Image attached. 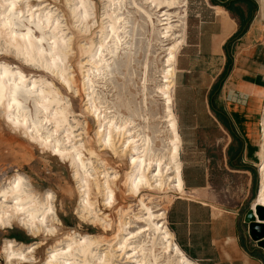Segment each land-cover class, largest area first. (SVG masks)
<instances>
[{"label": "bare ground", "instance_id": "1", "mask_svg": "<svg viewBox=\"0 0 264 264\" xmlns=\"http://www.w3.org/2000/svg\"><path fill=\"white\" fill-rule=\"evenodd\" d=\"M17 2L0 0V39L4 38L0 50L12 53L20 58L23 64L41 66L45 74L27 76L21 68H13L9 63L0 61V108L12 128L21 129L40 145L69 159L80 191L79 207L83 212L79 217L87 219L90 215L91 221L102 220L103 231L106 233L111 226L108 221L109 214L105 211L97 213L94 205L97 195H100L105 208L112 206L115 198L113 184L120 177L115 171L111 172L104 168L98 171L91 160L95 149L87 136V131L82 128V131L75 133L74 126L69 121V114L74 110L70 108L60 88L81 95L74 72L80 78V81L78 80L82 90L80 92L85 96L82 111L95 116L97 122L93 135L95 142L102 147L101 150L110 151L124 160L125 191L140 194L144 189L154 192L167 188L176 194L183 192L179 155L181 137L173 110V99L176 57L185 38L186 0H143L145 7L139 5L136 0H106L103 11L106 20L99 26L98 40L94 41L89 37L87 43L76 48L79 55H86L83 59L78 58L73 67L67 63L71 60L72 53L70 56L69 53L73 49L74 36L64 31L70 27L64 24L66 27L63 28L57 14L53 15L54 10L51 8L47 6L41 8L39 3L29 5V1L24 0L25 6H29L27 21L32 22L42 34H47L45 47L32 31V27L20 20L23 10L22 7H16ZM65 3L69 5L68 13L74 19L73 22L83 23V26L87 27L89 1L65 0ZM127 3L141 11L152 30L155 20L156 41L164 51L159 70L160 79L155 84V90L153 89L162 101L163 108L165 136L160 139L162 141L160 148L153 143V139L158 137L154 133L156 131L160 133V129L151 131L149 124L142 126L135 122V117H142V120L148 121L149 116L141 115L134 108H129L128 103L122 102L121 99L118 100V107L127 110V113H122L113 103L109 105V99L105 96L107 92L103 91L110 87L111 75L120 65L127 69L128 64L134 60L135 51L131 50V46H134L133 31L129 28L130 19L126 15L128 10L126 14L123 12ZM33 6L37 7L36 10L39 9L37 13L32 11ZM46 28L48 31L44 30ZM148 47H151L149 39L147 52ZM68 57L70 59L67 61ZM119 57L121 60L118 63ZM147 67L148 57L145 56L143 91L147 80ZM29 103L32 105V111L29 109ZM260 125L262 142L253 149V146H248V154L252 153V158L258 161L259 169V185L253 200V208L257 204L264 206V99ZM148 130L152 132L151 135ZM85 152L90 156L84 157ZM146 198L147 202L143 195L138 200L140 209L144 212L130 215L143 222L142 225L130 230V220H119L117 233L113 237L118 248L104 251L101 253L102 257L96 255L93 248V245L98 243L96 237L87 235L77 237L70 233L65 236L63 246H58L62 239L50 246L43 264H88L90 260H94L95 255L97 256L95 259L100 260L101 264H113L114 253L117 250L126 254V259H130L129 262L132 264H198L189 259L174 241L166 222V209L159 206L160 203L153 204L151 194ZM51 199V193L46 191L40 197L29 184L26 186L21 175L15 174L7 183L0 186V226H11L17 220L33 234L43 227L46 231H53L55 226L46 225L47 218L59 222L53 213ZM3 241L5 257H15L18 260L22 258L21 260L27 261L25 252L21 249L22 244L8 238H4ZM145 249L148 256L144 252Z\"/></svg>", "mask_w": 264, "mask_h": 264}, {"label": "rangeland", "instance_id": "2", "mask_svg": "<svg viewBox=\"0 0 264 264\" xmlns=\"http://www.w3.org/2000/svg\"><path fill=\"white\" fill-rule=\"evenodd\" d=\"M17 1L16 7H22L23 10V16L20 20L26 25L31 26L32 31L40 38L41 44L47 47V34H42V32L35 27L32 22L30 23L27 21L29 18V11L27 12V9L29 6H25L24 0ZM28 1L29 5H36L39 3V7L41 8L46 6L47 8H51L54 10L53 15L57 14L59 20L61 21V26H63V28L66 26L70 27L64 31L65 33H68V35L74 36L73 49L69 53V56L72 53L70 56L71 60L67 63L68 65L71 64V67H73L78 58L83 59L86 55H79L78 49L76 48L81 44L87 43L89 41V37H91L94 41H97L99 36V26L106 20L103 15L104 3L106 0H88L90 6L88 8L87 19L89 20V23L87 27H84L83 23L79 24L78 22H73L74 19L68 13L69 5L65 3V0ZM196 1L197 0H187L186 2V25L188 23H194L195 19L202 16L199 15V17H196L195 15L198 10V4ZM136 2L143 7L146 6L143 3V0H136ZM125 7L126 9H123V12L126 14V10H128L126 15L130 19L129 28L133 31L132 43L134 46H131V50L135 51L133 53L134 60L128 64L127 69L118 64L122 67H119L118 69L120 73L117 70L111 75L109 81L110 87L104 89L103 91L107 92L105 96L109 99V105L113 103L118 107V100L122 99V102L125 101V103H128L129 108H134L141 115L145 114L144 116H149L148 121L142 120V117H135V122L142 126L149 124V129L151 131L160 129V133L158 131L154 133L155 135H158V137L156 136L157 138L155 137V139H153L154 145L160 148L162 146V141L160 139L165 136L164 122L162 121L163 108L161 104L162 101L158 98L157 93L154 90L155 84L158 83L160 79L159 70L163 61L164 51L158 46L156 41V24L154 16H152L154 20V30H152L148 20L143 18L142 13L138 8L134 5L130 6L128 3ZM36 9L37 7L33 6L32 11L37 13L39 9ZM64 24L66 26H64ZM44 30L48 31L47 28ZM79 31H81V35L78 34ZM3 39V37L0 39V47L3 46ZM148 39L150 40L151 47H148L149 51L147 52L146 46L148 44ZM145 56L148 57V71L146 72L147 80L144 83L145 89L143 91L142 74H144L143 62ZM70 58L68 57L67 61ZM120 60L121 57L117 59V62L119 63ZM204 60V64L201 63V65L200 60L197 61L198 67L202 68L203 66H210L209 63H206L207 58ZM0 61L9 63L13 68H21L27 76H39L40 74H45L41 66H36L34 64L28 65L26 63L23 64L24 62L22 63L20 58L15 57L10 52L6 53L3 50H0ZM217 62V60L213 61L212 65L215 66ZM74 75L77 77L76 83L79 85L78 89H80L79 93H81V95L73 94L70 91H66L62 87L60 88L66 101L70 104V108L72 107L74 110L73 113L69 114L70 119H68L73 124V130H75V133L82 131V128L87 131V136L93 143V149H95L94 154L96 155L95 156L93 154L91 156V160L98 168V171H102L104 169L111 172L115 171L120 177L114 182V186L112 185L115 189V198L112 206L105 208L100 195H97V201L94 205L97 213L105 211V213L109 214L110 220L108 221L111 224L109 227L110 229L105 233L102 227V220L99 222L91 221L90 215L87 219L79 217V214L83 212L79 207L80 191L77 188V182L74 177V168L70 164L69 159L61 157L50 148L40 145L35 139H32L21 129L12 128L2 113V108H0V186L7 183L8 179L13 178L15 174L21 175L26 186L29 184V186L32 187V189L40 197L46 191L51 193L53 213L59 221L57 222L56 220L47 218L46 225L55 226V229L49 232L43 227L40 228L36 234L29 232L17 220L14 221L11 226H0V264H43L47 257V251L50 250V246L56 244V241L61 239L63 243L60 242V245L58 246H63L65 243L64 241H66L65 236L70 233H73L72 235L77 237L80 235L96 237L98 243L97 245H93V248L96 251V255L99 254L102 256L103 254L101 253L104 251H108L110 248H118V246H116V240L113 237L117 233V227L120 219L131 221L129 224L130 230L143 224V222L139 219H135L130 216L133 213L138 215L144 212L140 209L138 201L140 196L143 195L145 202H147L146 197H148V194H151L153 197L152 203H160L159 206L166 209L172 198L176 195V193H173L170 189L169 191L167 188L154 192L144 189L141 190L140 194H130L125 191V186L123 184V173L125 169L124 160L117 155L111 154L110 151L104 149L101 150L102 147L95 142L93 135L97 122L95 121V116L86 114L82 111L85 103V96L83 92H80L82 90L78 74L74 72ZM47 76L50 77L49 75ZM195 77H197V80L200 81V75H196ZM100 89L102 88H99V90ZM29 109H31V111L33 110L31 103H29ZM118 109L122 113H127V110L123 107H118ZM173 110L177 115V104L175 101H173ZM151 115H153V117H151ZM247 128L249 129V132L254 135L256 144L259 145L262 142L260 118H253V121L249 124V126H247ZM150 130H148L149 134L152 133ZM224 144L225 140L219 139L214 146H198L192 154L186 155L184 152V145L181 143L179 155L182 171L183 173L186 172L185 166H189L191 163L198 164L203 161H208L207 163L211 165L213 170L211 180L213 187H215L219 193L221 192V200H223L229 208H232L242 221L247 209L251 206L253 208V200L256 196L259 185L258 161L256 160L252 162V167L255 169V175L252 172H250V175L244 173H226L223 169ZM202 148L204 149L203 154H201V152H203ZM89 156L90 155L85 152L84 157ZM199 175L200 173H196V177H198L197 179H199ZM91 177L92 176H90V178ZM90 196L92 199L93 195L91 194ZM9 200L10 199L8 198L7 201ZM99 216L102 215L99 214ZM11 234H15L19 236V238H12L10 237ZM4 238L14 239L16 243L22 244L21 249L24 250L23 252H25L24 255L26 256L25 260L27 261L21 260L22 258L18 260L15 259V257H5V252L3 250ZM158 250L160 251V249ZM144 252L148 256V251L146 249ZM119 253H121V251H115L113 264H129L130 259H126V254ZM96 255L95 258L97 257ZM95 258L94 260H90L88 264H101V261Z\"/></svg>", "mask_w": 264, "mask_h": 264}, {"label": "crops", "instance_id": "3", "mask_svg": "<svg viewBox=\"0 0 264 264\" xmlns=\"http://www.w3.org/2000/svg\"><path fill=\"white\" fill-rule=\"evenodd\" d=\"M252 1L256 9L230 43L231 66L217 89L215 84L226 66L223 45L239 30L240 20L211 0L196 1L195 15L202 16L185 26L174 84L176 119L185 154L224 139V171L248 175H255L252 162L256 161L248 154V146L253 149L257 144L247 126L253 118L261 117L264 99V0ZM205 58L210 66L198 67L197 61L204 64ZM196 75L201 76L200 81ZM207 162L191 163L184 173L181 169L183 192L166 208L174 241L198 264H264V252L248 237L243 220L213 187V170ZM196 173H200L199 179Z\"/></svg>", "mask_w": 264, "mask_h": 264}, {"label": "trees", "instance_id": "4", "mask_svg": "<svg viewBox=\"0 0 264 264\" xmlns=\"http://www.w3.org/2000/svg\"><path fill=\"white\" fill-rule=\"evenodd\" d=\"M211 1L214 4H220L224 6L228 11L237 15L240 20L239 30L234 35H232L223 45V49L226 54V66L223 72L220 74L218 81L215 84V89H217L219 88L222 81L226 77L230 69V66H231L232 58H231V54L229 53L230 43L237 37V35H239L244 30V28L247 25L248 20L250 19L252 13L256 9V4L252 0H229V2H224V3H217L214 0H211ZM244 12H246L247 15L244 16ZM10 237L19 238V236L15 234H11Z\"/></svg>", "mask_w": 264, "mask_h": 264}, {"label": "water", "instance_id": "5", "mask_svg": "<svg viewBox=\"0 0 264 264\" xmlns=\"http://www.w3.org/2000/svg\"><path fill=\"white\" fill-rule=\"evenodd\" d=\"M243 221L248 237L264 252V206L257 204L254 208L249 207Z\"/></svg>", "mask_w": 264, "mask_h": 264}]
</instances>
